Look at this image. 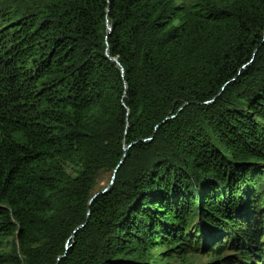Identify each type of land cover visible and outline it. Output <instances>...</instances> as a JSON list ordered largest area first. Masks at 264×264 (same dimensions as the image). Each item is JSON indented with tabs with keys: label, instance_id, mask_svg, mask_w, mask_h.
Returning a JSON list of instances; mask_svg holds the SVG:
<instances>
[{
	"label": "trees",
	"instance_id": "trees-1",
	"mask_svg": "<svg viewBox=\"0 0 264 264\" xmlns=\"http://www.w3.org/2000/svg\"><path fill=\"white\" fill-rule=\"evenodd\" d=\"M195 250L264 264V0H0V264Z\"/></svg>",
	"mask_w": 264,
	"mask_h": 264
},
{
	"label": "rangeland",
	"instance_id": "rangeland-1",
	"mask_svg": "<svg viewBox=\"0 0 264 264\" xmlns=\"http://www.w3.org/2000/svg\"><path fill=\"white\" fill-rule=\"evenodd\" d=\"M261 191V190H260ZM194 256L188 257L189 261L193 264H209L212 260V255L208 256L206 252L195 250L194 253H191ZM225 255H233L236 253L231 250V248H228L225 250ZM172 264H178L177 260L172 261Z\"/></svg>",
	"mask_w": 264,
	"mask_h": 264
},
{
	"label": "water",
	"instance_id": "water-1",
	"mask_svg": "<svg viewBox=\"0 0 264 264\" xmlns=\"http://www.w3.org/2000/svg\"><path fill=\"white\" fill-rule=\"evenodd\" d=\"M108 31H110V28H109V27H108ZM127 150H128V148H125V149H124V153H126ZM124 159H125V157L123 156L122 159H121V161L119 162L118 166H117L116 169L114 170L109 185L106 186L101 192L97 193V194L95 195V197L98 196V195L106 194V193L110 190L111 186L113 185V182H114V179H115L116 172L118 171V169H119L120 166L122 165ZM95 197H93V199H94ZM93 199H91L90 202H92ZM84 226H85V224L82 225V226H80L79 228H77V229L74 231L73 235L75 234L76 231H78L79 229H82ZM72 237H73V236H72ZM67 248H68V247H66V249H67Z\"/></svg>",
	"mask_w": 264,
	"mask_h": 264
}]
</instances>
